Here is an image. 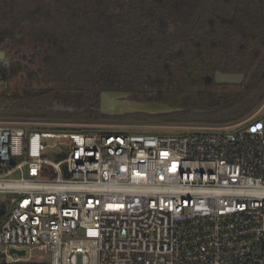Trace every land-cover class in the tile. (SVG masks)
<instances>
[{
	"label": "built area",
	"instance_id": "1",
	"mask_svg": "<svg viewBox=\"0 0 264 264\" xmlns=\"http://www.w3.org/2000/svg\"><path fill=\"white\" fill-rule=\"evenodd\" d=\"M0 208V264H264V107L214 131L0 125Z\"/></svg>",
	"mask_w": 264,
	"mask_h": 264
},
{
	"label": "trees",
	"instance_id": "2",
	"mask_svg": "<svg viewBox=\"0 0 264 264\" xmlns=\"http://www.w3.org/2000/svg\"><path fill=\"white\" fill-rule=\"evenodd\" d=\"M263 6L264 0H44L35 6L0 0V45L15 52L28 38L37 73L55 84L14 97L73 85L76 101L100 114L94 107L101 91L141 87L143 100L172 103L167 94L174 82L207 86L214 82L211 71H237L252 43L264 45ZM23 68L20 61L0 65V78ZM206 91L192 92L193 101L222 104L224 95Z\"/></svg>",
	"mask_w": 264,
	"mask_h": 264
},
{
	"label": "rangeland",
	"instance_id": "3",
	"mask_svg": "<svg viewBox=\"0 0 264 264\" xmlns=\"http://www.w3.org/2000/svg\"><path fill=\"white\" fill-rule=\"evenodd\" d=\"M18 2L21 5L35 6L43 3L44 0H18ZM49 24L52 26L54 21L49 19ZM30 47L28 38H25V43L20 47L15 46L17 49L15 52L9 51L4 44L0 45V49L5 52L4 59L0 60V65L5 64L7 67L13 62L20 61L24 67L14 76L5 79L0 78V125H19L26 129L48 128L53 131L72 129L79 131L132 130L147 133L214 131L233 128L259 114L264 107V45H259L256 42L252 43L253 50L248 51V57L244 64L237 66L238 70L235 72L244 74L239 83H217L214 81L204 86L199 81L197 83L174 82L175 85L169 90L167 99L175 100L172 102L173 105L183 107V110L163 114L161 118H157V115L143 113L89 114L87 108L76 99L67 102L68 104L61 103L57 93L63 90H53L36 98L14 97L13 93L20 92L22 89H31L30 86L33 89L43 90L55 85L42 73H37L38 64L35 59L32 60ZM252 51H257V53ZM26 68L33 72L36 71L37 75L35 77L29 75ZM213 72L211 71L209 74L212 77ZM69 87L71 89L73 85ZM84 88L96 89L97 87L85 85ZM76 89L78 88L71 90L75 91ZM140 89L141 87L130 91L122 89H115L114 91L128 92L130 100H139L143 98ZM201 90L214 91L224 95L225 98L222 99L223 101L221 100L222 104L219 105H201L198 101H193L194 98L191 95L192 92ZM94 109L97 110L98 108L95 106ZM232 118H236V121H223ZM52 151L58 153L59 148H54ZM48 157L54 159L52 153H48ZM14 175L17 176L18 173H14ZM33 256L35 259L47 257L41 251H34Z\"/></svg>",
	"mask_w": 264,
	"mask_h": 264
},
{
	"label": "water",
	"instance_id": "4",
	"mask_svg": "<svg viewBox=\"0 0 264 264\" xmlns=\"http://www.w3.org/2000/svg\"><path fill=\"white\" fill-rule=\"evenodd\" d=\"M264 20V6L262 9ZM5 52L0 49V60L4 59ZM7 62V60H6ZM214 81L217 83H239L244 74L241 72H230L215 70ZM67 91H60L65 94ZM183 110V107L163 101L130 100L129 93L125 91L106 90L100 92L98 111L105 115H120L124 113H143L147 115L167 114ZM13 163V160H11Z\"/></svg>",
	"mask_w": 264,
	"mask_h": 264
},
{
	"label": "flooded vegetation",
	"instance_id": "5",
	"mask_svg": "<svg viewBox=\"0 0 264 264\" xmlns=\"http://www.w3.org/2000/svg\"><path fill=\"white\" fill-rule=\"evenodd\" d=\"M5 65V64H3ZM215 71V70H214ZM220 71H225V70H220ZM231 72V71H230ZM232 72H235V71H232ZM214 74V72H213ZM213 81H214V77H212ZM64 91H67L65 94H60V93H57V97L61 99V103H66L68 104L67 102H71V100H74L76 99V95L79 94L78 91H73L71 89H63Z\"/></svg>",
	"mask_w": 264,
	"mask_h": 264
}]
</instances>
